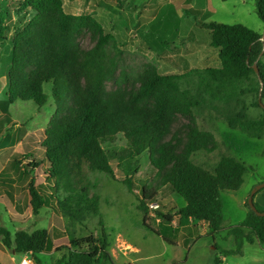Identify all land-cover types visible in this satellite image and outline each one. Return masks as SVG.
Wrapping results in <instances>:
<instances>
[{"label": "trees", "instance_id": "trees-1", "mask_svg": "<svg viewBox=\"0 0 264 264\" xmlns=\"http://www.w3.org/2000/svg\"><path fill=\"white\" fill-rule=\"evenodd\" d=\"M20 10L33 17L26 25L17 27L10 38L12 14L0 9V47L10 43L9 54L5 58L0 55V62L10 64L6 102L9 105L33 102L42 108L49 99L44 92L46 84L53 85L55 100V114L41 144L44 157L32 158L24 167L28 177L42 166L47 167L42 175L44 183L36 185L34 179L27 186L35 213L49 208L58 215L79 220L85 212L99 215L97 200L89 198V175L100 172L115 179L112 161L118 158L131 172L123 184L133 194L132 175L137 173L139 159L148 153L155 173L185 201L177 214L181 220L207 224L214 239L224 232L234 237L236 248L225 251V255L241 254L246 243L258 242L264 248V217L253 212L248 201L250 211L243 224L227 229L222 226V192L241 189L248 171L246 165L224 156L215 171L210 172L192 161L194 154L214 153L219 147L213 134L199 128L194 114V109L201 105L202 95L227 106L225 118L232 129L241 130L251 138L264 137V112L259 120L250 119L244 107L238 110L236 101L244 93L253 94V106L264 111L260 103L264 104V42L259 33L240 24H204L220 67L207 68L200 74V95L182 90L179 75L162 74L151 64L138 85L108 91L106 83L114 77L117 62L114 57L109 59L107 46L112 37L100 24L86 14L68 15L63 0H25ZM256 10L264 23V0H256ZM85 29L92 31L96 40L92 49H84L77 43ZM246 83L247 89L240 92V86ZM180 117L185 123L177 127ZM119 136L124 138L126 146L120 153L114 148ZM156 196L143 188L138 209L143 214L144 225L160 235L149 224V202ZM255 206L264 212L258 204ZM158 217L170 223L174 220L173 216L159 212ZM100 223L103 227L102 219ZM2 234L5 246L15 245L19 254L36 257L54 249L46 230L33 234L18 232L14 242L9 232ZM163 239L175 245L166 236ZM69 242V246L56 249L68 250L67 258L56 264H116L104 230L101 237L73 236ZM221 262L216 258L214 263Z\"/></svg>", "mask_w": 264, "mask_h": 264}, {"label": "rangeland", "instance_id": "rangeland-1", "mask_svg": "<svg viewBox=\"0 0 264 264\" xmlns=\"http://www.w3.org/2000/svg\"><path fill=\"white\" fill-rule=\"evenodd\" d=\"M25 0H0V7L7 8L12 14L9 37L13 38L17 27L24 26L33 17L32 14L20 10ZM64 10L68 15H89L100 24L111 41L107 46L109 59L116 58L117 70L114 77L106 83L108 91L138 85V81L147 65H154L162 74L179 75V87L199 94L198 88L205 70L202 69L200 53L210 54L215 51L210 46L211 37L204 24L221 23L227 25H243L264 35V24L257 15L256 0H63ZM195 39L200 43L196 44ZM157 40V42H156ZM154 44L165 45L162 48ZM77 43L84 49H92L96 40L92 31L85 29L77 38ZM121 51V55H119ZM9 54V53H8ZM216 55V53H215ZM7 53L1 54L5 58ZM118 57V58H117ZM212 60L216 59L211 55ZM0 93L6 81V62H0ZM122 83H125L122 84ZM247 83L240 86V92L247 89ZM52 84L44 86V92L49 96L48 103L39 108L33 102H21L10 106L12 118L19 126L11 132L20 130V140L16 136L11 139V148L3 150L0 146V171L12 168L16 161L26 166L32 158L44 157L41 146L51 118L55 114V100L52 96ZM238 110L245 108L248 118L259 120L263 110L253 106L255 95L244 93L236 100ZM233 104L236 103L233 101ZM202 108V107H201ZM197 109V108H196ZM194 109V114L196 112ZM185 123L179 118L177 127ZM13 125V124H11ZM218 134L219 148L213 154L198 152L192 156V161L209 171H214L224 156L235 158L246 165L248 171L244 176V184L239 191L222 192L223 227L225 229L238 226L246 221L249 208L246 203L253 190L264 183V137L251 138L241 130L222 128ZM26 137L22 142V137ZM26 146V156L23 143ZM119 153L126 149L125 140L119 136L114 147ZM113 148V149H114ZM42 160V159H40ZM138 162L137 173L133 174L134 193L131 194L123 184L127 174L131 172L128 165L118 158L112 161L116 178L93 172L89 175V198L98 202L99 215L85 212L79 220L73 217L58 215L49 208H43L35 213L30 206L28 191L21 190V204L15 208L12 203L0 202V250L6 253L0 264H20L22 257L16 254L15 245L8 248L4 244L2 231H7L14 242L18 232L29 234L37 230L49 232L54 249L48 254L32 256L35 264H56L67 258L68 250H56L69 246L70 238L82 239L90 235L101 237L102 230L108 238L109 252L116 264H171L173 260L185 259L188 249L184 240L192 244L198 240L215 245L217 255L212 257L207 249L195 245L190 253L187 264H215L218 257L221 264H264V249L255 242L246 243L239 255L226 256L224 249H235V239L226 232L213 237L208 225L202 222L183 221L177 215L185 206V201L165 185L161 176L151 167V157L148 153ZM46 165L34 172L27 179V184L36 179V185L43 180ZM13 172V168L11 169ZM27 185V186H28ZM143 188L149 193H156V199L149 202L157 204V209L149 206V224L155 230H162L164 235L177 247L164 244L162 238L148 229L143 223V214L138 209L139 198ZM264 189L256 194L263 195ZM6 200V199H5ZM9 201V200H6ZM245 202V205L244 203ZM6 203V204H5ZM260 207V206H259ZM264 211V207H260ZM158 212L173 216V222H167L158 217ZM100 219H102L103 227ZM209 229V228H208ZM166 232H165V231ZM214 242V244H213ZM131 246V247H130ZM212 250V248L210 247ZM213 253V251H212ZM17 258L12 261L10 258Z\"/></svg>", "mask_w": 264, "mask_h": 264}, {"label": "crops", "instance_id": "crops-1", "mask_svg": "<svg viewBox=\"0 0 264 264\" xmlns=\"http://www.w3.org/2000/svg\"><path fill=\"white\" fill-rule=\"evenodd\" d=\"M0 9L9 10L7 8H2V7H0ZM195 42H196V44L200 43V41H198V39H195ZM9 48H10V43H8L4 47H0V55L4 54V53H9ZM213 50H215V49L213 48ZM215 53H216V50L210 51V54H205V55L204 54L202 55V53H200V57H201L200 63H202V69L203 70H206L207 68H219L220 67L219 57L217 54L215 55ZM211 55H213L214 58H216V59L212 60ZM3 64H6V73H7L9 68H10V64L9 63H3ZM7 83L8 82H7V74H6V81L4 83V89H3L2 93H0V143L3 144V147L5 146L3 148V150H5V149L8 150L9 148H11V143H12L11 139L15 138L16 136L20 140V133H21L20 130L11 132V130L13 128H16L19 126V123L18 124L16 123L17 120H14L12 118V114L10 112V106H12L16 103L9 105L6 102L5 95L8 91ZM226 109H227V106H224L223 103H220L219 101L217 102V101L211 100V99H209V97L202 95L201 105L199 107H197L196 112H195V116H196L199 128L204 132H208V133L213 134L217 143H218V146H219L220 140L217 138L218 137L217 135L223 133L222 128H224L226 130L232 129L229 126V124L225 118ZM11 124H13V125H11ZM25 138L26 137H24V135H23L22 142L25 140ZM0 146H1V144H0ZM26 146L27 145L24 142L23 147L25 150V155L23 157L26 156ZM210 154H213V153H210ZM24 167L25 166L23 164H21L19 161H16L12 167L14 170L13 172L11 171L12 168H4L3 170L0 171V202H2V200H4V202L12 203L15 205V208L20 206V204H21L20 192H21V190H24L27 192V185H28L26 183L28 176H26L24 174ZM200 167H202V166H200ZM202 168H204V167H202ZM204 169H206V168H204ZM210 172H212V171H210ZM5 199L9 200V201H6ZM255 199H256V196L254 198V202H255ZM243 203L245 205V202H243ZM257 203L260 207H264V194L258 195ZM208 228H209V226H208ZM208 228H207V230L210 231V229H208ZM158 231H159L160 235H157V234L156 235L159 236L160 238H162L165 245L168 244L163 239V236H165L163 234L164 232L162 230H158ZM208 234L209 233H207V235H204L203 233H201V235L203 237H207ZM213 241H214V238H213ZM183 243H184L186 249H188V254H187L186 258L182 259V260H173V261H171V264H187V263H189L190 253L192 252V249L194 248V246L196 244L199 245L200 248L207 249L208 252L210 253V256H212V257L216 256L217 251H219V249H217V248L214 249L215 245L210 246V242L209 241L206 242L205 240H198L197 239L194 242V244H192L191 241H189V240H184ZM213 244H214V242H213ZM168 245H170V244H168ZM170 246L177 247L178 243H175V245H170ZM210 247L212 248V250L210 249ZM228 250H230V249H224L223 253L225 251H228ZM212 251H213V253H212ZM16 254H19V253H16ZM19 255H20V257H22L21 259H23L26 255V253L25 254H19ZM4 256L5 257L7 256L6 253L4 251L0 250V260ZM216 258H218V257H215V259ZM10 259L12 261H15L17 258L12 257ZM222 263H223V260H222Z\"/></svg>", "mask_w": 264, "mask_h": 264}, {"label": "water", "instance_id": "water-1", "mask_svg": "<svg viewBox=\"0 0 264 264\" xmlns=\"http://www.w3.org/2000/svg\"><path fill=\"white\" fill-rule=\"evenodd\" d=\"M261 40L264 42V35L261 37ZM255 70H256V72H258L257 67H255ZM260 103H261V106L264 107V104H263L262 102H260ZM262 189H264V183L261 184V185H259V186H257V187L253 190V192L251 193V195H250V197H249V199H248V205H249L250 209H251L253 212H255L258 216L264 217V212H260V211H258V209H257L256 206H255V202H254V197H255V195H256L260 190H262Z\"/></svg>", "mask_w": 264, "mask_h": 264}, {"label": "built area", "instance_id": "built-area-1", "mask_svg": "<svg viewBox=\"0 0 264 264\" xmlns=\"http://www.w3.org/2000/svg\"><path fill=\"white\" fill-rule=\"evenodd\" d=\"M151 209H157V204L149 205ZM20 264H35V261L31 254H26L25 257L22 259Z\"/></svg>", "mask_w": 264, "mask_h": 264}]
</instances>
